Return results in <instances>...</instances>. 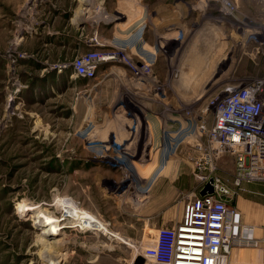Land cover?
Listing matches in <instances>:
<instances>
[{
    "label": "rangeland",
    "instance_id": "rangeland-1",
    "mask_svg": "<svg viewBox=\"0 0 264 264\" xmlns=\"http://www.w3.org/2000/svg\"><path fill=\"white\" fill-rule=\"evenodd\" d=\"M128 1L94 0L81 20L78 0H0V264H48L50 249L57 264H144L142 239L198 196L195 173L232 187L230 157L198 169L179 138L212 125L226 87L264 77V0ZM91 50L114 59L70 78ZM249 185L264 186L237 195ZM24 200L59 218L69 201L101 229H63L53 249Z\"/></svg>",
    "mask_w": 264,
    "mask_h": 264
},
{
    "label": "built area",
    "instance_id": "built-area-1",
    "mask_svg": "<svg viewBox=\"0 0 264 264\" xmlns=\"http://www.w3.org/2000/svg\"><path fill=\"white\" fill-rule=\"evenodd\" d=\"M110 59L114 54L88 51L72 61L69 77L91 78ZM223 92L210 100L212 125L201 117L194 129L181 131L179 143L197 152L198 169L212 172L218 167L213 160L230 157L232 187L216 173H195L199 190L212 179L213 192L185 202L178 223L161 226L143 240L139 256L144 264H228L236 248L264 249V236L255 238L230 204L244 184H264V77ZM79 227L84 230L86 221Z\"/></svg>",
    "mask_w": 264,
    "mask_h": 264
},
{
    "label": "crops",
    "instance_id": "crops-1",
    "mask_svg": "<svg viewBox=\"0 0 264 264\" xmlns=\"http://www.w3.org/2000/svg\"><path fill=\"white\" fill-rule=\"evenodd\" d=\"M122 3H123L122 4L123 7L125 4L129 3V1ZM130 12H132V10L123 9L116 13L117 15H121V17L123 18L126 17L127 22L130 23L131 18L134 16V13L133 12L130 13ZM103 19H105L104 21H102L103 26H105L107 23L111 21L110 18L107 17L106 18L104 17ZM117 25L119 30H121V28H123L124 26V24H117ZM199 191H198V196H199ZM230 204L238 212L240 223L252 228V234L255 238H260L264 236V186L261 185L247 186L246 192L243 193L242 195L239 194L233 197V199L230 200ZM182 207L180 209V213L177 214L175 217L164 215V217L159 218L160 222L162 224L167 223V225L165 226H172L178 223L181 219ZM156 229H154V232H152L150 236H154ZM144 239H142L140 245L142 244ZM233 251L229 256L228 264H264V249L262 248L259 247L251 248V249L247 248L242 250L236 249Z\"/></svg>",
    "mask_w": 264,
    "mask_h": 264
},
{
    "label": "bare ground",
    "instance_id": "bare-ground-1",
    "mask_svg": "<svg viewBox=\"0 0 264 264\" xmlns=\"http://www.w3.org/2000/svg\"><path fill=\"white\" fill-rule=\"evenodd\" d=\"M78 2H80L79 8L81 9L75 11L74 17L76 19L83 20V17L85 16V14H87L89 9L91 10L94 7L93 6L94 0H78ZM100 14L102 15V13ZM84 21L87 22V19H85ZM113 54L114 53H112V55ZM61 203H63V205L67 204L66 206L63 207L64 214H62V216L64 218H59L54 212H50L39 205L32 204L25 200L22 201V203L18 206L17 210L31 212L33 220L35 222L34 224H38V225L45 224L42 234L49 239L50 245L52 246L53 249L57 248L59 245L63 243L64 237H62L63 239L60 237L63 229H72L75 227H79L82 224H84L85 221L87 223V227L84 229L92 230V231H99L101 229L100 223H98L92 216L88 214H84L83 211L78 212V210H76L69 201L66 202L62 201ZM55 255L52 253V250L50 249V251H48L42 257V260L48 264H57L58 260L55 257Z\"/></svg>",
    "mask_w": 264,
    "mask_h": 264
},
{
    "label": "water",
    "instance_id": "water-1",
    "mask_svg": "<svg viewBox=\"0 0 264 264\" xmlns=\"http://www.w3.org/2000/svg\"><path fill=\"white\" fill-rule=\"evenodd\" d=\"M213 192L212 179L205 184V186L199 191V196H204L206 194H211Z\"/></svg>",
    "mask_w": 264,
    "mask_h": 264
},
{
    "label": "trees",
    "instance_id": "trees-1",
    "mask_svg": "<svg viewBox=\"0 0 264 264\" xmlns=\"http://www.w3.org/2000/svg\"><path fill=\"white\" fill-rule=\"evenodd\" d=\"M140 259H141V258H140ZM141 262L144 263L142 259H141Z\"/></svg>",
    "mask_w": 264,
    "mask_h": 264
}]
</instances>
